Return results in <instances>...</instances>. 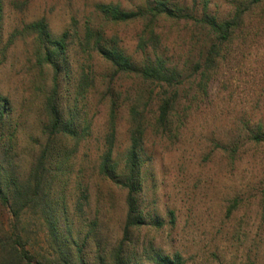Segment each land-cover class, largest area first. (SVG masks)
Here are the masks:
<instances>
[{
	"label": "rangeland",
	"instance_id": "obj_1",
	"mask_svg": "<svg viewBox=\"0 0 264 264\" xmlns=\"http://www.w3.org/2000/svg\"><path fill=\"white\" fill-rule=\"evenodd\" d=\"M5 1L0 30V94L10 99L20 126L14 155L17 172L22 174L27 173L46 141L43 102L53 77L50 69L37 67L32 38L23 34L25 26L44 18L56 35L73 29L83 35L95 5L114 0ZM237 1L210 0V10L227 16ZM247 25L249 34L229 47L208 82L207 94L192 101L185 125L167 137L148 126L149 171L143 203L147 223L134 229L125 244V253L135 261H147L153 250L165 255L179 253L185 264H264V147L252 140L257 124H264V9L253 14ZM171 29L167 30L171 54L188 67L187 81L197 87L194 70L202 55V38L183 26ZM118 31L129 53L134 52V26ZM69 44L73 76L82 69L89 76L78 104L74 91L68 92L67 106L76 105L84 127L79 143L71 148L73 166L64 185L72 236L84 245L85 264H113L111 253L123 241L127 192L98 175L100 157L108 148L109 73L92 46H83L78 37ZM115 86L113 98L119 95L120 109L112 146L123 164L130 146L129 110L139 86L130 78ZM185 88L183 98L191 99L189 95L199 91L198 87ZM146 89L140 94V105L147 102L149 110L156 97ZM236 146L238 154L224 151ZM234 203L235 210L228 216L227 210ZM170 212L174 213V224ZM156 221L164 226L157 227ZM12 231L36 261L60 264L41 210H25L16 218L0 205V233L10 235ZM71 252L75 257L77 247Z\"/></svg>",
	"mask_w": 264,
	"mask_h": 264
},
{
	"label": "trees",
	"instance_id": "obj_2",
	"mask_svg": "<svg viewBox=\"0 0 264 264\" xmlns=\"http://www.w3.org/2000/svg\"><path fill=\"white\" fill-rule=\"evenodd\" d=\"M114 0L95 5L92 18L88 19L83 35L79 29L67 30L60 35L52 32L46 19L27 24L23 34L33 41V59L37 67L53 72L50 89L43 102L47 123L44 125L46 141L40 153L31 163L27 173H18L14 145L18 142L19 124L9 98L0 94V205L13 217L20 218L25 210H41L50 240L59 254L60 264H85L82 257L84 245L72 236L70 206L65 184L71 174L74 153L71 148L83 136L82 117L75 108L67 104L69 93L76 94L75 103L89 82L85 69L73 76L69 61L70 40L78 37L83 46L96 53L107 64V89L111 95L108 121V148L99 160L98 175L106 183L126 190V220L123 241L111 253L113 264H185L181 254L165 255L151 251L147 261L138 262L125 253V244L132 238V231L147 223L143 203L146 200L148 183V152L146 134L148 126L156 128L161 137L176 133L185 125L192 101L196 96L207 94L208 82L217 70L229 47L248 34V22L253 14L264 9V0H238L229 15L212 13L210 0ZM6 1L0 0V30L3 26ZM134 26V52L122 43L119 28ZM183 26L202 38L199 48L202 54L194 70L198 90L195 95L182 97L189 86L186 65L175 60L170 51L168 27ZM3 39L0 34V51ZM199 74V75H198ZM130 78L139 86L137 97L130 106V146L125 158L115 157L112 143L116 138L119 101L113 96L116 84ZM65 85V89H63ZM153 90H151V88ZM193 87V88H192ZM155 95L151 108L147 102L142 107L141 92ZM153 108V109H152ZM256 145L264 147V124L259 122L252 135ZM239 147L224 148L229 154H238ZM66 180V181H65ZM236 204L227 210L230 216ZM171 223H175L170 212ZM159 228L162 221H156ZM0 233V264H41L25 249L14 231ZM12 234V235H11ZM77 247L75 257L72 247ZM96 264H103L97 261Z\"/></svg>",
	"mask_w": 264,
	"mask_h": 264
}]
</instances>
